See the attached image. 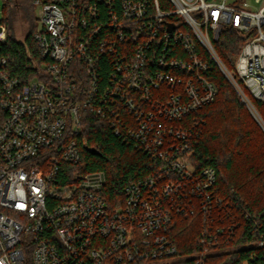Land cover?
Segmentation results:
<instances>
[{"label":"built area","instance_id":"obj_1","mask_svg":"<svg viewBox=\"0 0 264 264\" xmlns=\"http://www.w3.org/2000/svg\"><path fill=\"white\" fill-rule=\"evenodd\" d=\"M32 3L40 77L25 82L0 56V264L189 260L176 236L180 223L198 222L193 264H206L229 231L214 218L216 171L192 164L198 134L189 119L215 102L217 67L264 129L237 82L264 102V0ZM229 34L241 42L232 71L216 50ZM103 56L111 67L99 89ZM85 113L156 165L126 187L122 203L109 200L104 171L79 168ZM251 248L264 249V239Z\"/></svg>","mask_w":264,"mask_h":264},{"label":"trees","instance_id":"obj_2","mask_svg":"<svg viewBox=\"0 0 264 264\" xmlns=\"http://www.w3.org/2000/svg\"><path fill=\"white\" fill-rule=\"evenodd\" d=\"M21 2L24 19L29 23L28 33L23 41L15 39L17 1L3 0L4 18L0 25L6 26L7 39L0 41V56L9 58L11 71L28 82L40 77L42 60L34 39L39 29L36 11L32 0ZM233 37L229 34L216 44L219 57L230 71L234 70L241 48L240 40ZM110 67V61L103 56L98 67L99 89L108 83ZM210 76L218 95L214 103L190 116L189 122L196 121L198 134L192 143L191 161L197 169L211 167L216 171L214 192L221 206L216 208L214 218L217 226L232 232L220 237L223 244L206 264H264V249H247L264 239V131L219 68ZM237 82L264 119V102L253 99L246 87ZM79 140V168L85 172L104 171L106 192L115 204L124 201L127 186L155 171L156 165L145 153L124 142L105 120L91 113L84 114ZM86 147L95 149L98 155L87 152ZM197 224L180 223L176 236L180 256H188L189 260L182 258L167 264H193L202 229Z\"/></svg>","mask_w":264,"mask_h":264},{"label":"rangeland","instance_id":"obj_3","mask_svg":"<svg viewBox=\"0 0 264 264\" xmlns=\"http://www.w3.org/2000/svg\"><path fill=\"white\" fill-rule=\"evenodd\" d=\"M15 1H17V3H16V5H17L16 7L17 8H16V16H15V20H14V37L18 41H23L24 38L26 37V34L28 33L29 23H27V21L24 19V10H23V5H22L21 0H15ZM34 9H35V7H34ZM35 11H36V9H35ZM36 17L38 18L37 12H36ZM3 18H4L3 0H0V20H2ZM38 26H39V23H38ZM237 91H238V89H237ZM239 96L241 97V95H239ZM241 99H242V97H241ZM242 101H243V99H242ZM248 110H249V108H248ZM249 111L251 112V114L253 115L255 120L257 121V119H256L255 115L253 114V112L251 110H249ZM260 127L262 128V126H260ZM262 130L264 131L263 128H262Z\"/></svg>","mask_w":264,"mask_h":264},{"label":"water","instance_id":"obj_4","mask_svg":"<svg viewBox=\"0 0 264 264\" xmlns=\"http://www.w3.org/2000/svg\"><path fill=\"white\" fill-rule=\"evenodd\" d=\"M2 33V27H0V34ZM86 151L91 153L92 155H98L97 151L93 148L86 147Z\"/></svg>","mask_w":264,"mask_h":264}]
</instances>
